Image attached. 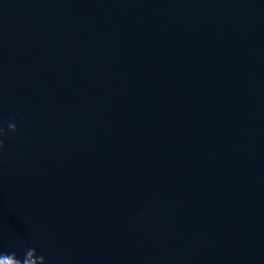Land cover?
<instances>
[{
	"label": "water",
	"instance_id": "obj_1",
	"mask_svg": "<svg viewBox=\"0 0 264 264\" xmlns=\"http://www.w3.org/2000/svg\"><path fill=\"white\" fill-rule=\"evenodd\" d=\"M0 264H264V0H0Z\"/></svg>",
	"mask_w": 264,
	"mask_h": 264
},
{
	"label": "clouds",
	"instance_id": "obj_2",
	"mask_svg": "<svg viewBox=\"0 0 264 264\" xmlns=\"http://www.w3.org/2000/svg\"><path fill=\"white\" fill-rule=\"evenodd\" d=\"M10 127H11L13 130H15V125H10ZM29 250H33V251H35V249H29ZM13 255H15V254H13Z\"/></svg>",
	"mask_w": 264,
	"mask_h": 264
}]
</instances>
